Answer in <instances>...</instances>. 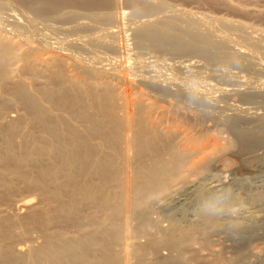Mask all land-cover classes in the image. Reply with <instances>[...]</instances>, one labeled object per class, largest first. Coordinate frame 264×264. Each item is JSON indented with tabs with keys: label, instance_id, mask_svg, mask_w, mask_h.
Instances as JSON below:
<instances>
[{
	"label": "bare ground",
	"instance_id": "6f19581e",
	"mask_svg": "<svg viewBox=\"0 0 264 264\" xmlns=\"http://www.w3.org/2000/svg\"><path fill=\"white\" fill-rule=\"evenodd\" d=\"M20 1L29 4L32 9H34L39 13H53V12L55 13L64 4L66 3L68 4L70 2L75 3V1L76 3L81 1L83 4L87 6H94L98 4L101 5L103 3H107L108 1L110 2V0H20ZM129 2L133 5L134 11L139 15H151V13L156 11L158 7L165 5L163 1H156V0L155 1L129 0ZM8 5H9L8 0H0V10L7 7ZM10 6H11L10 8L11 11L7 12L8 14L7 19H4L5 16L3 17L0 11V84L2 82H7L8 80H15L13 78H18V80H15V82L13 83L12 95L5 94L4 93L5 91L2 93V91L0 90V98L3 99L4 102L3 104L6 103L5 106L0 104V131H1L0 135L2 136V143L5 140L4 146H6L7 149L4 152L0 151V161L2 160V158L7 159L9 161L7 160L6 161L10 162L8 166L10 167V169H14L15 172L20 171L22 168L20 167L21 166L20 162L22 160V157L19 158L18 154H16L15 152L17 148L15 147V144H17V142L16 143L14 142L17 140L16 138L18 136L15 138L16 140L13 141L12 139L14 137L13 134H15L18 131L24 134H28L30 136V138H28L30 140L28 141L32 143V147H33V149L31 148L30 149L33 151L36 150L39 153L45 148L44 145L46 144V142L45 144H43L44 143L43 141H47L48 137L53 136L56 139L62 138L63 130L61 131V129L59 128V124L57 122L58 118H60V120L62 119L63 121L66 122V124L64 123L65 125H69L71 127L70 131L64 130L65 132H69V134L66 133L67 134L66 136L70 134L72 135L74 133L75 135H77V138L75 139H79L78 136L80 137V139L81 138L83 139V140L82 139L78 140L79 144L81 145L80 146L81 149L79 148L81 150L80 151L81 153L79 151L78 152L81 154L80 159H82V161L80 159L79 161H81L82 163L84 162L87 165L92 158L95 159L94 163L95 164L97 163L98 166L96 167H99L97 169L101 170L98 171L96 169V172H102V180L98 179L100 182H98L97 180V183H94L95 182L94 178L93 181L91 179L92 173L91 174L88 173V175L90 174L89 177L91 181L88 182L87 180L90 179L86 178L87 180L84 179L85 186L80 185L79 184L80 178L77 175L80 173V170H82L81 168L83 167L81 165L83 164L79 162H77L78 164L74 163L75 161L71 160L70 158H67L68 155L67 157L65 156L67 158L66 160L67 163L65 162L67 166L66 165L64 167L62 166L64 169L65 167H67V169H65L66 171L61 170L63 168L57 169L59 167L58 163H57L58 167L56 168L57 170H54L57 172H59L60 170L63 173L66 172L65 181H63L64 179L62 180L65 183H60L61 185L58 183L59 186H55V188H50L49 186L51 185L48 186V184H50L49 181H51L52 176L51 177L49 176V166L45 167V164H43L44 165L43 166L40 163L43 166V168L40 165L41 172L38 173L37 171L38 175H35L37 179L35 178L34 175L31 176V174H27V173L24 174L31 177L32 180L33 178H35V180H33V182L35 181V185L37 184L38 186H42V188L43 187L50 188V193L52 194L51 197L55 198L56 201L58 202V206L55 209H57L59 213L65 212L66 215H68L74 222L75 228H77L75 223H80L83 219L87 218V216L86 218H83L82 208L84 206L86 207L89 205L90 206L94 205L96 207L95 209H97L99 212L101 211L102 214L99 213L101 214V216L98 217L97 213L95 212L96 210L92 209L95 212L93 215L95 214L96 215L94 218L92 216L91 219L89 217L87 219L92 220L93 224H97L103 230L110 231V234L109 236L108 235L104 236L105 234L103 235V231L98 232L94 229L88 233L83 232L82 235H77V233L75 234L74 232H73L74 234L67 235L64 234L65 232H62L63 230L62 231L60 230L62 233L59 232L55 233V231L48 232L47 228L50 224L48 223V220L50 218L46 219L48 218L46 217V215L47 213L48 215L50 213L52 214V212H46L49 210L48 208H47L48 210L45 208L46 211L44 209L35 208L36 210L32 209V211L28 213L29 214L28 222L29 224L35 222L42 229L45 230L44 231L45 234L43 235L44 237L43 243H39V245H37L38 243L36 244V242L39 239L37 240L35 239L34 240L36 241L35 243L34 241L31 242L32 240L30 241L31 243L27 241L26 246L24 245L23 251L19 249L18 251L20 252L17 254L16 251L15 253L12 250L6 251L7 249H4L5 246L2 248L1 245L0 264H157L158 262H160L159 264H220L219 260L212 256L215 253L214 246L216 244H214L210 240L209 234L211 236L213 230L224 231V233L226 232V234L228 233L232 235L238 232L239 234L241 233L244 234L242 240L240 242L237 241L239 243L236 244V247H234L235 255L229 256L227 258L224 257L225 259L220 261L221 264H249L248 261L250 259L247 258H250L251 255L255 253H257L258 255L259 251L261 250L260 246L263 245V244H260V246L251 245L249 244V239H247L251 235L253 237L256 233L255 231L258 223L256 222L257 216L255 217L252 215H250L251 216V218H249L250 221L244 222V227L242 229L233 230V231H228L226 229H223L220 226V222H211L203 217H200L199 220L189 222L188 224L185 225H181V222L173 219L171 226L167 227L166 232H163V234L164 233L165 234L164 235L162 234L163 236L161 238L154 237V234H152V236H150L151 238L146 243L144 244L142 243L141 245L139 243L137 248L133 246L132 242L130 241V237L132 236L133 231H132V227L129 226L128 221H130L133 216H136L135 213L138 212L139 210L140 211L142 210L140 213L141 215L147 214L146 210L148 208L144 209L143 206L145 204V200H144L145 196H148V194H155V197L156 194L158 195L161 194L162 196V193L169 192L168 190L169 188H171L170 183L175 178H178L181 181L190 180L191 182V176L196 174L198 175L202 174L205 171L214 167V165L216 164L217 165L220 163L223 165L236 164V166L239 165L238 167L244 168L246 161H248L251 155L253 154L255 149L250 148L244 150L243 147L237 148L239 149L238 151L241 150L240 152H236L234 150H230V152H228L229 151L228 149L225 150L223 149V151H219V150L217 151V149H220L218 147L221 141V140L219 141V139L218 140L216 139L217 134L215 135L214 133L213 134L209 133L206 134V137L204 136L202 138L200 136L201 134L199 135L198 133L193 134L189 132L191 131L190 129L193 130L194 127L193 128L191 127L195 125L194 123L198 121L199 118L202 116L201 110H199L194 105L192 106V104L189 102L190 99H194V101L197 100V101L206 102V97L208 98V96L203 95V93L200 94L199 92L201 90H198L196 87L190 88L184 85L181 81H176L175 77L173 76L171 77L167 75L169 77L166 80L164 79V77L163 78L161 77L162 79H164V81H162L160 80L161 79L160 77L159 79L158 76L149 75L144 72L143 76L141 75L140 77H138L139 74L138 75L136 74L135 69H133L134 67L129 65L131 64L130 60L132 58L130 55H133L130 54V52L132 51L130 50L129 52L128 50L129 53H127V51L126 52L123 51L122 48L124 47V45H122V43L124 42L121 43L120 41L123 38L120 37L121 36L120 33H122L123 31V27L121 26L123 22L122 19L123 17L126 16V13H128L124 9L117 10L114 12H107L99 16L100 18L109 19L112 20L113 22L118 23L116 24L117 28L110 29L108 35L106 34L103 35L100 33L91 37H82L78 41L73 40L74 42L71 43V48H68L67 46L65 47L64 44H63L64 47L58 44V40L60 39V37L57 38L53 37L54 40H50L49 38L35 40L32 36L28 35L27 32L23 30V28L34 25V23H32L33 19H30L29 17L22 15L25 16L26 19H28L29 22L26 23L22 19L23 17H20L21 15L19 16L18 12L17 13L14 12V9H12L13 8L12 5ZM174 11L177 12L178 15L179 14L182 15L185 13L188 16L187 18L198 24L203 23V21H209L215 23L216 21L219 20L225 25L236 26L242 29L250 28V30L251 28H253V31H255V33L258 30L260 31L258 27L249 25L248 24L249 22L247 23L246 21L245 22L237 21V20L235 21L225 17L214 16L209 13L198 14L195 12H190L183 8H176ZM156 22L158 23L161 22L166 25H174L176 21L175 18L172 19L170 18V16H166V17L156 16L147 19L144 22V24H142L140 27L139 26L136 28L133 27L135 30L134 31L135 38L139 44L146 45V47L150 45L151 47H156L161 49L168 48L179 53L201 54L204 57L211 59L212 61H216L219 59L217 54L213 52L211 49L212 46L216 45L220 48L229 49V51L231 52V59L234 60L235 62L244 64L246 61H248L251 58L252 53H249L250 50L248 51L247 50L248 48L245 49L242 46L236 47L235 46L236 44H234L235 43L234 39L228 35L229 33L228 34L220 33L221 34L220 37L217 38V37H211L208 34V32L207 33L204 32L205 31L204 29L197 28L198 30L189 29L191 31H188L187 33L188 36H184L183 34L182 35H179L177 33L172 34L171 32H168L164 27L156 26L155 25ZM11 24H13L16 27L14 32L10 31V29L13 30V28H11ZM93 26H95V24ZM111 28H113V26ZM261 32L263 31H260L258 33ZM242 36H244L243 33ZM253 42H255V44L258 43L256 41V38L255 40H253ZM97 45H101L102 48L103 46H105V49H107L106 47L111 48L115 52V55L113 54H112L113 56L106 55L103 56V58L112 59L115 61L116 64L111 65L112 67L110 66L106 67L102 65L100 66L98 65V63H100L101 61L96 62L93 59L89 60L86 58V56L83 57L79 53L80 50L79 52L76 51L77 49H88L94 54L97 53L99 57L100 54H98V51L95 52V49L93 47ZM137 53L138 51L136 52V54ZM94 58H96V56H94ZM100 58L102 59V57H99V59ZM135 58L136 57L134 56V59ZM146 60L148 61V59ZM94 62H96L97 64H95ZM151 63L153 65L154 61H152ZM203 64L205 63L203 62ZM13 65H15V67ZM161 65H163L162 62ZM193 67L191 66V68ZM174 68L176 69V67ZM46 69L50 71V76L48 77L46 82L42 83V80L38 81L35 76H37L38 73H41L43 72V70ZM142 73L143 71L141 72V74ZM239 76L241 77V75ZM176 78L178 77L176 76ZM241 78L243 81L244 76ZM210 83L211 82H209L208 85L211 86ZM174 85L176 86L175 88H173ZM243 86L244 85H242V87ZM2 87L0 86V88ZM229 87H224L222 92L224 91L226 94L230 93L232 94V96L233 93L238 94L237 92L239 93L241 92L242 94H244L245 91L244 87L242 89H240V87L238 86L235 87L232 86L231 88ZM246 95L250 98H255L259 96L264 97V89L258 90L256 92H249L246 93ZM42 98H44V101L46 100L50 105L54 104L56 106L57 103L58 104L60 103V106L64 109L65 112L68 111L70 115L74 116V117L72 116L73 119L75 118L76 119L75 121L78 122H75L74 120L73 121L78 125L73 123L72 117H70L67 113H64V111L60 112L59 109H58L59 111L56 109L58 112L53 110V112L50 111L52 113H49L48 106L50 105L48 103L42 104V102L40 101L42 100ZM16 99H18L19 101L21 100V103L23 102V105L25 104L24 106L28 110V113L30 114L27 113V115L26 114L22 115L19 113V115L17 114L18 116L15 115L16 118H12L13 119L11 120V122L13 121L12 123L10 121L7 122L5 119H3L4 117L6 118V116L3 117L6 111L5 107L9 103L11 102L13 103L14 100L16 101ZM186 99H189L187 101L190 104L187 103ZM50 107L49 109L52 110V105ZM242 111L247 112L248 114L255 113V115L256 113H258L257 108L252 106L243 107ZM202 117H204V115ZM230 117H231L230 120H228L229 122L228 125L230 127L227 125V123L226 125L232 130V132H234V136L236 133L238 136L240 135L239 132L241 131V129L244 130V128H240L241 124L243 123L241 122L240 124V118L239 116H237V114L232 116L230 115ZM79 120H87V122L89 123L86 122L85 125L86 126L88 125L89 128H91L93 132H95L94 134H98L100 137H102V139L106 141L108 148L110 147L112 150L107 149L109 150L107 151L105 149V146L107 145H104L103 147L104 141L102 142L101 138L100 139L98 138L99 141L101 140V144L98 140L97 141L93 140L94 143H90V141L88 142L85 136H83L82 134L83 132H81L84 129V125L83 128H81L82 125L80 126ZM262 121H264V119H262ZM71 123H73V125ZM198 123L200 122H197V124ZM185 124L187 126H185ZM32 125H35L34 127L41 126L42 128L43 127H45V129L47 128L48 131L47 129L45 131H47L50 135H48L47 132H46L47 134H45V132L44 133L39 131H38L39 133L36 132V130L39 128L35 130L32 127ZM199 125L195 127L198 129V127H200ZM260 126L262 125L260 124ZM1 128L3 130H1ZM63 128L65 129L64 125L62 129ZM247 129L249 130V128ZM248 130L246 131L244 130V131L247 132ZM250 130L248 133L252 135L253 134L252 131H254V129L251 131L252 134L250 133ZM42 131L44 130L42 129ZM86 131L87 129H84L85 134ZM87 133H89V131ZM177 134H180V136L183 138L180 139L179 142L177 141L179 144L174 141V137ZM254 134H256V131ZM203 135L204 134H202V136ZM247 135H245V133L242 134V136H245L244 138H246ZM258 135L259 137L262 136L260 134H256V136ZM66 136H64V138H66ZM237 136H235L234 138L237 139ZM254 136L255 135H252L251 138L256 137ZM69 137L71 138V136ZM72 137H74V135H72ZM251 138L249 137L248 140L250 141ZM72 139L73 138H71V140ZM236 139H233V141ZM256 139L257 138H255V140ZM20 140L17 141L21 144L22 141L20 142ZM181 140L182 142L180 143ZM240 140L241 139L239 140L237 139V142H239ZM244 140L242 139L241 141ZM52 141L49 142H51L52 144L53 143ZM59 142L61 144V141ZM63 142H65V140ZM75 142L74 145L76 146ZM95 142L96 143L99 142V143L96 144ZM58 143L55 144L53 143L51 145L50 151H51V155L52 152L54 153L52 155L53 158L55 155L57 157L58 155H62L63 154L62 151L64 152V150L60 147L63 143L61 145H59ZM27 144L25 145L28 146ZM231 144H233V142ZM235 144H237L236 141ZM74 145L72 144V146L71 145L70 146L73 147ZM245 145L247 147V144ZM257 146H259V144ZM78 147H76V149ZM98 148L101 149L99 150L100 155L97 153ZM233 148L234 147H231V149ZM44 150L43 152H45ZM149 152H154L155 157L152 160H150V162L147 163V154ZM32 154L33 152L31 151L30 156ZM71 154L73 155V153ZM224 154H228V156L226 157ZM243 154L245 156L242 157ZM52 156L50 157L52 158ZM73 156L76 158L75 155ZM152 156H154V154ZM61 157H63V155L60 156V158ZM54 159L57 160L56 158ZM63 162L62 164H64ZM93 166L92 168L94 169ZM93 169H91L92 172H95L93 171ZM22 171L27 172L25 170ZM81 173L83 174L84 172ZM57 176H59V174ZM80 176L83 177L82 175ZM23 177L26 176L24 175ZM99 177L101 178L100 175L95 178H99ZM6 178L7 176H5V174L0 171L1 184L4 183ZM59 178L57 179V181L60 180ZM10 179L13 180L14 178H10ZM21 179L23 180V178H20L17 179L16 182L14 180L13 181L17 184V182L19 180L21 181ZM8 180L9 179H7L6 184L8 183ZM12 180L9 182L12 183ZM177 180L175 179L176 182ZM86 181L88 182L87 185H86L87 183ZM175 181L174 183L173 182L172 183L176 184ZM8 184L10 185V183ZM9 185H7L9 187L8 190H10L11 188L10 186H13L12 184L10 186ZM42 190H47V189L43 188ZM146 203H147V199H146ZM89 212L87 213L89 214ZM153 212L155 213V211ZM59 213L57 214L58 216H60ZM3 215L0 216V221L3 222V223L1 222L2 225L0 224L1 226L0 229L2 228L1 232L3 230L4 225H6L9 221H13L10 215H5V214ZM60 217L58 218L60 219ZM64 220L66 219L64 218ZM13 222H15V220ZM52 222L54 221L51 219V223ZM146 222L149 223L148 226H150V222H148L147 220ZM92 223L90 222L89 225H91ZM53 224L54 223H52V227ZM10 226L7 227V229L11 227L14 228V226L11 227ZM50 227L51 226H49V228ZM80 227H82V225ZM140 228L145 229L144 225L143 227L140 226ZM23 232L24 231L20 232L17 229L12 230L11 228V231L8 230L5 231L6 233L5 235L9 236L10 238L17 239L16 237L22 236ZM41 234L43 233L41 232ZM34 236L38 238L39 235L37 236L35 234ZM198 238L199 240L200 239L204 240L201 242L200 246L197 245ZM29 239H32V237ZM0 243L2 244V242ZM162 247L176 249V252L178 251V254L174 253V255L176 254L177 256H173V255L166 256L165 255L166 253L162 255L161 254ZM204 250H207L208 252ZM149 253H153V255H155V259H152V257L150 259L149 258L150 256L149 257L147 256V254L150 255ZM18 258L20 261L18 260ZM219 258H221L220 255ZM159 259L161 260L159 261ZM263 260L258 261L259 263L257 261L256 262L258 264H264Z\"/></svg>",
	"mask_w": 264,
	"mask_h": 264
},
{
	"label": "rangeland",
	"instance_id": "374dc122",
	"mask_svg": "<svg viewBox=\"0 0 264 264\" xmlns=\"http://www.w3.org/2000/svg\"><path fill=\"white\" fill-rule=\"evenodd\" d=\"M156 1H163L165 3V5L158 7L156 9V11L151 13V15H139V14H137L134 11V7L129 2V0H110V2L108 1L107 3H103L101 5L98 4V5H94V6H87V5L83 4L81 1L78 3H76V1H75V3L70 2L68 4L67 3L64 4L55 13L54 12L53 13H39V12L35 11L34 9H32L29 4L23 3L20 0H8L9 5L7 7H5L6 9L3 8L0 11H1L2 16L3 17L5 16L4 19H7V16H8L7 12L11 11L10 5H12V7H13L12 9H14V12H16V13L18 12L19 16L21 15L20 17H23L22 19L26 23H28L29 21H28V19H26L25 16L29 17L30 19H33L32 23H34V25L23 28V30H25L28 35L32 36L35 40L48 39V38L50 40H54V38L60 37V39L58 40V44L60 46H63V44H64L65 47L67 46L68 48H71V43L74 42L73 40L78 41L82 37H91V36H95V35L100 34V33L103 35H105V34L108 35L110 29H116L117 28L116 24H118V23L113 22L112 20H109V19L100 18L99 16L101 14H105L107 12H114V11L121 10V9L126 10V12H128V13H126V16L123 17V19H122V21L126 24V26L122 22L121 26L123 27V31H122V33H120L121 34L120 37L121 38L123 37V38L120 41H121V43L124 42V43H122V45H124V47H125V49H124V47L122 46L123 51H125V52L127 51V53H129L131 50L132 52H134V53L130 52V54H133V55H130L132 57L131 58L132 61L130 60V63L132 65L131 64H129V65L134 67L133 69H135L136 74L137 75L139 74L138 77H140L141 75L143 76L144 72L146 74H149V75L158 76V78L164 77L165 80L169 76H171V77L173 76V77H175L176 81H181L184 85H186L190 88L196 87L198 90H201L199 92L200 94L203 93V95L208 96V98L214 99L215 107L212 109L211 114H203V112H202V116L204 115V117L201 116L202 119L200 117L199 120L194 123L195 125L191 124L193 126L192 127L190 126L191 128L194 127L193 130L197 129L196 127L199 124H201V125H199L200 127H198V129L194 130V131L192 129H190V127H189V129L191 131H189V130L188 131L190 133H193V134H195V133L196 134L198 133L199 135L201 134L200 136L202 138L204 136L206 137V134H209V133L210 134L214 133L215 135L217 134L216 136L219 138L216 137V139L217 140L219 139V141L221 140L220 141L221 144L218 141V143H219L218 148H220V149H217V151L218 150L223 151V149L224 150L228 149L229 150L228 152H230V150L240 152L241 150L238 151L239 149H237L240 147H243L244 150L250 149V148L255 149L253 154L251 155L250 159L248 161H246L244 168L243 167L240 168V167H238L239 165L236 166V164H230V165H228V164L223 165L221 163L218 165L216 164V165H214V167L205 171L202 174H199V175L196 174V175L191 176V182H190V180H182L181 181L180 179L175 178L176 180L177 179L178 180H177V182L175 181V179L173 181H171L170 184L172 186L170 185V187L172 188V190H171V188H169V190H168L169 194L167 192L162 193V196H164L165 199H164V197L161 196V194H159V195L156 194V197H155V194H148V196H145V199H144L145 204L143 206H144V209L148 208L146 210L147 214L141 215L140 213L142 210L141 211L139 210L140 212L139 211L136 212L135 213L136 216H133L132 219L130 221H128V224H129V226L132 227V231H133V234L130 237V241L132 242L133 246H135L137 248L139 243H140V245L142 243L143 244L146 243L151 238L150 236H152V234H154V237L161 238L165 234V233L163 234V232H166L167 227L171 226L173 219L181 222V225H185V224H188L189 222L199 220L200 217L196 216L193 213L192 209L196 206L199 199L202 197V195L205 193L206 190L215 189L217 186L222 185V186H231L236 193H238L239 195H241L245 199V202H246L248 207H247V211L244 213V215L242 217L244 222L250 221V219H249V218H251L250 215L255 216V217L257 216L256 222H258V223H257L256 231H255L256 236L254 235L252 237V235H251L247 239H249V244H251V245L260 246V244H263V245H261L263 248L264 247V237H263L264 236V214H263L264 213V140H263L264 139V136H263L264 135V125H263L264 121H262V119H264L263 118L264 117V97L259 96V97H255V98H250L246 95V93L256 92L258 90L264 89V30H262V29H264V0H156ZM176 8H183V9H186L190 12H195L198 14L209 13V14H212L214 16L225 17V18L232 19L235 21L236 20L237 21H244V22L246 21L247 23L249 22L248 23L249 25L258 27L260 29V31H263V32H261L262 34L258 33V32H260L258 30L255 33V31H253V28H251V30H250V28L242 29V28H238L236 26L225 25L219 20L216 21L215 23L213 22L214 24L212 22H209V21H203V23L198 24V23L193 22L189 18H187L188 16L185 13L182 15L179 14L180 15L179 16L178 13L174 11ZM22 15H25V16H22ZM156 16L157 17L170 16V18H172V19L175 18V21L177 23L175 22L174 25H166V24L161 23V22L155 23L156 26H159V27L162 26L168 32H171L172 34L177 33L179 35L183 34L184 36H188L187 35L188 31L204 29L205 31L204 30L203 31L206 33L208 32V34L211 37H217L218 38L223 33H225V34L229 33L228 35L234 39V42H235L234 44H236L235 45L236 47L242 46L245 49L248 48L247 49L248 51L250 50L249 53H252L251 58L248 61H246L247 63L245 62L244 64L235 62L234 60L231 59V52L229 51V49L220 48L216 45L212 46L211 49L213 52H215L217 54L219 59L216 61H212L211 59H208L201 54L179 53V52L173 51V50L168 49V48H162L161 49V48L151 47L150 45L146 47V45L139 44L135 38L134 28H136L138 26L140 27L142 24H144V22L147 19L152 18V17H156ZM94 24H95V26H93ZM61 25H63V26H61ZM111 25L113 26V28H111L112 27ZM11 28H13V30L10 29L11 32L12 31L14 32V30L16 29V27L13 24H11ZM189 29H191V30H189ZM242 33L244 36H242ZM122 34H123V36H122ZM66 37H68V38H66ZM251 38H252V40H251ZM255 38H256V41L258 42L256 44H255V42H253V40H255ZM260 42L262 45L260 44ZM93 47L95 49V52L98 51V54H100L99 57H102V59L101 58L99 59L97 53L94 54L88 49H77L76 51L79 52V50H80L79 53L83 57L86 56V58L89 60L93 59L96 62L101 61L100 63H98V65H100V66L102 65V66H106V67H109V66L112 67L111 65L116 64L115 61L112 59H104L103 58V56H106V55H112V54L115 55V52L111 48L106 47L107 49H105V46H103V48H102L101 45H97V46H93ZM128 50H129V52H128ZM136 50L138 51L137 54H136V52H137ZM140 50H141V52H140ZM88 55H89V57H88ZM94 56H96V58H94ZM134 56L136 57L135 59H134ZM96 59H99V60H96ZM146 59H148V61ZM165 59H166V61H165ZM152 61H154L153 65L151 63ZM232 61H234V62H232ZM96 62H94V63L97 64ZM161 62L163 65H161ZM203 62L205 64H203ZM185 64H186V66H185ZM196 64L199 66H197ZM172 65H174V66H172ZM13 66L15 67V65H13ZM191 66L192 67L194 66V67L191 68ZM163 67H165V68H163ZM174 67H176V69ZM140 68H141V70H140ZM168 69H169V71H168ZM170 70H171V72H170ZM142 71H143V73L141 74ZM43 72L38 73V75L36 74L37 76H35L38 81L42 80V83L46 82L48 77L50 76L49 70L46 69V70H43ZM45 72H46V74H45ZM227 73H229V74H227ZM232 74H234V75H232ZM167 75H169V76H167ZM239 75H241V77L244 76L243 81ZM176 76L178 78H176ZM230 76H232V77H230ZM162 78L160 80L164 81V79H162ZM246 78H247V80H246ZM13 79L18 80V78H13ZM15 80H8L7 82H2L3 84L2 83L0 84L1 87L3 86L2 88H0L2 93L5 91L4 92L5 94L12 95V92H13L12 88H13V83L15 82ZM209 82H211L210 83L211 86L208 85ZM242 85H244L243 87L245 89V91L243 89L244 94H242L241 92L240 93L237 92L238 94L233 93V96H232V94H230V93L226 94L224 91L222 92L224 87L230 86L229 88H231L232 86L233 87L238 86V87H240V89H242L243 88ZM175 87L176 86L174 85L173 88H175ZM202 90H203V92H202ZM234 94H235V96H234ZM174 97H176V96H174ZM187 100H189V99H186V101ZM40 101L42 102V104L48 103L46 100H45L46 102L44 101V98H42V100H40ZM189 102L192 104V106L194 105L199 110L210 107V105L204 101H197V100L194 101V99H190ZM189 102L187 101V103H189ZM3 103H4L3 99L0 98V104L5 106L6 103L5 104H3ZM7 103H9V102H7ZM24 105H23V102L21 103V100L19 101L18 99H16V101L14 100L13 103L12 102L9 103L8 105H6V107H5L6 111L3 115V117L6 116V118L4 117L3 119H5L7 122L8 121L11 122V120H13L12 118H16V116H18L19 113L22 115H24V114L27 115L28 110L25 108ZM51 105H52V110H50ZM51 105L48 106L49 113H52L53 110H55L56 112H58L59 110H60V112L64 111V109L60 106V103L59 104L57 103L56 106L54 104H51ZM226 105H229V106H226ZM246 106H252V107L257 108V112H258V113H256L257 116L255 115V113H253V114L249 113L248 114L247 112L242 111V108L246 107ZM49 107H50V109H49ZM53 108H55V109H53ZM23 109H24V111H23ZM56 109L57 110L59 109V110L57 111ZM258 109H260V110H258ZM17 110L18 111L20 110V111L18 112ZM14 111H16V112H14ZM50 111H52V112H50ZM35 112H34V114H35ZM64 113H67L70 117L73 116V115H70L68 111H66V112L64 111ZM28 114H30V113H28ZM235 114H237V116H239L240 124H241V122L243 123V124H241V126H244V127L240 126V128H244L245 131L248 130L247 128H249V130L251 129L250 133L252 134V132H253L252 135L256 136V134H260L262 136L261 137H259V135L256 137L254 136L255 138H257L255 140V138H253V137L251 138L252 135H250L248 133L249 130L247 132H245L243 129H241L240 132H242V133L239 132L240 135L237 136V133L235 132L236 133L235 136H237L238 140L239 139H241V140L245 139V140L244 141L240 140L241 142L240 141L237 142V139L234 138L235 137L234 132H232V130L229 128L230 126L228 125L229 124L228 120H230V118H231L230 115L232 116ZM73 117H72V121L73 120L75 121L76 119L75 118L73 119ZM203 118H204V120H203ZM61 120H60V118H58L57 122L59 124V128L61 129V131L63 130L62 131L63 135L65 133L64 136H66L67 135L66 133L69 134V132H65L64 130L70 131L71 127L69 125H65L66 122L63 120L61 121ZM74 121H73V123L78 122V121H75V122ZM79 122H80V126L82 125L81 128H83V125H84V129H87V131H86L87 135L84 133V129L81 132H83L82 134H83V136H85V138L88 140V142L90 141V143H94L95 140L99 141L100 138L102 139V137H100L98 134H94L95 132H93V130L91 128H89L88 125L87 126L85 125L87 120H79ZM82 122H83V124H82ZM197 122H200V123L197 124ZM73 123H71V124L73 125ZM87 123H89V122H87ZM226 123L229 127L226 125ZM75 124H77V123H75ZM252 124H255V125H252ZM260 124L263 127L260 126ZM63 125H64L65 129L64 128L62 129ZM245 125H246V127H245ZM34 126L35 125H32V127L35 130L37 128H39L36 130V132L39 131V132H43V133L45 132V134L48 133L47 128H46L47 131H45L46 130L45 127L42 128L41 126L40 127H34ZM185 126H187V125L185 124ZM250 126H251V128H250ZM66 127H69V128H66ZM41 128L44 131H42ZM253 129H254V131H252ZM255 129H258V130H255ZM1 130H3V129L1 128ZM88 131L90 134L87 133ZM255 131H256V134H254ZM243 132L245 133V135H247V134H249V135H247L246 138H244L245 136H242V134H244ZM0 133H1V131H0ZM21 133L22 132H20V131L16 132L15 134H13L14 137L12 138L13 141H15L16 139L19 141L21 139L20 142L21 141L23 142V143L21 142V144L17 140L14 142V143L17 142V144H15V147H17L16 151H15L16 154H18L19 158L22 157V160L20 162V165H21L20 167H22L21 170L15 172L14 169H10V167H8L10 162H7V161H9L7 159L2 158V160L0 161V171L3 172L5 174V176H7L4 183L3 184L0 183V216H2L3 214L10 215L12 217L13 221L15 220V222H16L18 220L16 223L13 221H9L8 222L9 224L7 223L8 225L7 224L4 225V227H3L4 231L2 230V232H1L2 228L0 229V236L3 237V238L0 237V239H1L0 242H2V244L0 243V246L2 245L1 246L2 248L5 246L4 249H7L6 251L12 250V251H14V253L16 251V254H17L20 252V251H18L19 249L21 251H23L24 245L26 246L27 241H29V243H31L35 239L36 240L39 239L37 242L34 241V243L35 242H36V244L38 243L37 245H39V243H43V241H44L43 235L45 234V232H44L45 230L42 229L39 225H37L35 222L31 223V224H29V222H28V219H29L28 213H30L32 211V209L36 210L38 208L44 209L45 211L48 208L49 210L47 209L48 211H46V212H52V214L50 213L49 215L47 213L46 217H48V218L45 217L46 219L50 218L48 220V223H50L49 226L52 227V223H54L53 224L54 228L53 227L49 228V226H48V228H47L48 232L55 231V233L65 232L64 234H67V235L68 234L71 235L74 233L75 234L77 233V235H82L83 232L88 233L94 229L98 232L103 231V235L105 234L104 236H107V235L109 236L110 231L103 230L97 224H93L92 220H90L92 216H93V218L95 217L96 214L93 215L95 212L97 213L98 217L101 216V214H102L101 211L99 212L97 209H95L96 207L94 205L93 206L89 205L86 207L84 206L82 208L83 218H86V216H87V218L89 217L90 219L88 220L86 218V219H83L84 221L82 220L83 222L81 221L80 223H75V225L77 226V228H75L74 222L72 221V219L68 215H66L65 212L59 213V211H57V209H55L58 206V202L56 201L55 198L51 197L52 194L50 193V188H55V186H59L60 183H65L63 181H65V173L66 172L63 173L61 170L66 171L65 169H67V167H65V169L63 167L67 163V161H66L67 158H70L71 160L75 161L74 163H77V162L82 163L81 162L82 159H80V157H81L80 146L81 145L79 144V141H78V140H81L82 138L80 139V137L78 136L79 139H75V138H77V135H75L74 133L72 134V135H74V137H72L71 134L66 136V138L68 140L66 138H64L63 135L61 138L62 140L56 139L53 136L48 137V140H47L48 142L43 141L44 142L43 144H45V142H46V144L44 146H45V148H48V149L44 148L45 150L44 149L43 150L45 152H43V150H42L41 152L38 153V151H36V150H34V151L31 150V149H33L32 143H30V141H28V140H30V139H28V138H30V136L28 134H24V133L21 134ZM88 134H89V136H92V137H89ZM202 134H204V135L202 136ZM48 135H50V134L48 133ZM177 135L180 136V134H177ZM177 135L174 137V141L176 143H178L180 139H183L181 136L178 137ZM199 135H197V136H199ZM69 136H71V138H73V139L71 140V138ZM248 136L251 138L250 141L248 140L249 139ZM232 137H233V139H236V140L233 141ZM89 138L90 139L93 138V139L90 140ZM74 139L76 140V142ZM64 140H65V142H63ZM73 140H74L76 146L74 145ZM251 140L255 141V142H252ZM49 141H52L54 144L58 143L59 141H61V144L63 143L62 145L60 144V142L58 144L61 145L60 147L64 150V152L62 151V153H63L62 155H63L64 159H63V157L60 158V156H62V155H58V157L55 155L54 158H56L57 160H55L53 158L52 155L54 153L52 152V155H51V151H50L51 145L53 143L51 144V142H49ZM235 141L237 144H235ZM256 141L259 144V146H257L258 144L256 143ZM26 142L29 144H27ZM99 142L101 144V140ZM99 142H97V143H99ZM102 142H103V147H104V145H107L106 141L104 139H102ZM181 142H182V140L180 141V143ZM230 142L231 143L233 142V144H231ZM262 142H263V144H262ZM0 143H1L0 144V151L1 152L6 151L7 150L6 146H4L5 140L2 143V136L1 135H0ZM25 144H27L28 146H26ZM67 144H70L71 146L73 144L74 146L71 147L70 145H67ZM225 144L228 146H226ZM245 144H247V147ZM254 144H255V146H254ZM68 147H69V149H68ZM76 147H78V148L76 149ZM225 147H228V148H225ZM231 147H234V148L231 149ZM261 147H262V149H261ZM1 148H2V150H1ZM28 148H29V150H28ZM72 148H73V150H72ZM74 148L77 152L74 150ZM102 149H104V148H102ZM105 149L106 150L107 149L112 150L110 147L108 148V145L105 146ZM30 150L33 152V154L31 155L33 158L30 156V154H31ZM99 150H101V149H99V148L97 149L98 154L100 152ZM109 150H107V151H109ZM104 152H105V150H104ZM71 153H73V155H75L76 158ZM78 153H79V155H78ZM97 153H96V155H97ZM153 154H154V156H152ZM67 155H68V157H67ZM150 155H151V158H150ZM224 155L226 157L228 156V154H224ZM48 156L49 157L52 156V158L51 157L49 158ZM243 156H245V155L243 154L242 157ZM42 157L44 158V160ZM154 157H155V153L149 152L147 154V163L150 162V160H152ZM62 159L64 160V162ZM79 159L81 161H79ZM23 160H24V162H23ZM26 161H28L29 163ZM61 161L64 164H62ZM35 162H36V164H35ZM55 162H56V164H55ZM94 162H95V159H93V158L90 160V162L87 165L83 162L82 164L84 166L83 165H81V166L86 170H84L80 166V168L82 170H80V173L77 175L80 178L79 179L80 185L85 186V183H84L85 180L84 179H86V178L90 179L89 176L91 173H92L91 179L93 181V178H94V181H95L94 183H97L98 179L102 180V172H96V169L99 167H96V166H98V164L97 163L95 164ZM21 163H23V164H21ZM40 163L42 165L45 164V167L49 166V176L50 177L52 176L51 181H49L50 184H48V186L51 185V186H49L50 188L43 187L44 189L46 188L47 190H42L43 189L42 186H38L37 184L35 185V181L33 182V180H35V178H36L35 175H38V173L41 172V167L43 168V166H44V165L42 166ZM57 163L59 164V167H58ZM35 165H37V166H35ZM40 165H41V167H40ZM92 166L94 167V169L92 168ZM32 168H33V170H32ZM34 168H36V169H34ZM56 168L57 169L63 168L60 170L61 174H60L59 170H58L59 172L54 171V170H57ZM90 168L93 169V171H95V172H92V170ZM22 170H25L27 172H23ZM32 171H34V172H32ZM37 171H38V173H37ZM98 171H101V170H98ZM22 172H23V174H22ZM54 172H56V173H54ZM81 172H84V173L82 174ZM6 173H8V174H6ZM16 173H17V175H16ZM24 173L31 174V176L34 175L35 178H33V180H32L31 177L27 176ZM57 173L59 174V176H57L58 175ZM88 173H90V174L88 175ZM20 174H22V175H20ZM24 175L26 177H28L29 179L26 177H23ZM80 175H82L83 177H81ZM97 175L98 176L100 175L101 178L100 177L95 178V177H98ZM18 176L20 178H23V180L21 179L22 182L19 180L16 184L15 183L16 180L20 179ZM56 176L58 178L60 177L59 178L60 180H58L59 182L57 181L58 178ZM10 178H14L13 180L15 182ZM7 179H9L8 183H10V185L12 184L13 186H10L8 183L6 184ZM91 179L90 180L86 179V180L89 182V181H91ZM11 180H12V183L9 182ZM28 180H29V183H28ZM99 180H98V182H100ZM174 181L176 182V184H173ZM179 181H180V183H179ZM88 182L86 183V185L88 184ZM7 185H9L11 187L10 188V190L12 189L11 191L8 190L9 187ZM36 186H37V188H36ZM12 187H15V188H12ZM49 198H51V199H49ZM156 198H158V199H156ZM160 198L163 200H161ZM146 199H147V203H146ZM148 199H149V201H148ZM154 199H156V200H154ZM146 204H148V205H146ZM92 209L96 210V211L94 212ZM89 211H91V212H89ZM153 211H155V213ZM87 212H89V214L91 213L92 215L91 214L89 215ZM58 213L60 216L61 215L62 216L61 217L58 216L57 215ZM99 213H101V214H99ZM258 214H260V215H258ZM24 215L27 217V219ZM58 217H60V219ZM55 218L59 219L60 221L56 220ZM64 218L66 220H64ZM141 218H143V219H141ZM51 219L54 222L51 223ZM146 220L148 222H150V226H148L149 223H147ZM151 221H152V223H151ZM1 222L2 221H0V224H1ZM61 222L64 224H62ZM90 222L92 223L91 225H89ZM10 225L14 226V228L11 227ZM58 225L59 226L61 225V226L59 227ZM79 225L80 226L82 225V227H80ZM143 225H144L145 229L140 228V226L143 227ZM9 226L12 228V230L17 229L20 232L24 231L22 233V236L16 237L17 239H13V238H10L9 236H6L5 231L6 230L11 231V228L7 229V227H9ZM60 230L61 231L63 230V231L61 232ZM151 230H152V232H151ZM213 231H212L211 236L209 234L210 240L214 244H216L214 246L215 253L212 256L217 258L219 260V263L221 264L220 261H222L223 259H225L229 256H232V255H235L234 247H236V244H238L242 240L244 234L241 233L242 234L241 235L238 232V233H234L232 235V234H228V233L226 234V232L224 233V231H216V230H213ZM41 232L43 234H41ZM222 233H224V234H222ZM35 234L37 236L39 235L38 238L36 236H34ZM41 235H42V237H41ZM147 236H148V238H147ZM31 237H32V239H29ZM202 241H204V240H201V239L199 240V238H198V240H197L198 244L197 245L200 246ZM237 241H239V242H237ZM261 246H260L261 252L259 251L258 255H257V253H255V254H252L251 257L249 256L250 258H247V259H250L249 260L250 262L247 260L249 264L252 261L253 262L251 264H258L259 263L258 261L264 259V251H263L264 248L262 249ZM7 247L11 248V249H8ZM13 248H14V250H13ZM165 248L166 247L161 248V254L162 255H164L166 253L165 254L166 256L167 255L177 256L176 254H178V251L176 252V249H172V248H166L165 249ZM207 250H204V251H207ZM174 253H176V254L174 255ZM260 253H262V254H260ZM149 254L150 255L147 254V256L148 257L150 256L149 257L150 259H151V257H152V259H155V255H153V253H149ZM219 255L221 258H219ZM18 260H19V258H18ZM160 260L161 259H159V261ZM159 263L160 262H158L157 264H159Z\"/></svg>",
	"mask_w": 264,
	"mask_h": 264
},
{
	"label": "clouds",
	"instance_id": "9594fccd",
	"mask_svg": "<svg viewBox=\"0 0 264 264\" xmlns=\"http://www.w3.org/2000/svg\"><path fill=\"white\" fill-rule=\"evenodd\" d=\"M209 108L202 109L204 114H211L215 107L213 98L206 97ZM245 199L236 193L231 186H217L208 189L192 209L198 217H203L211 222H220V226L228 231L239 230L244 227L242 219L247 211Z\"/></svg>",
	"mask_w": 264,
	"mask_h": 264
}]
</instances>
